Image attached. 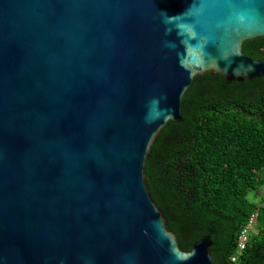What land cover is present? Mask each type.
<instances>
[{
	"label": "water",
	"instance_id": "1",
	"mask_svg": "<svg viewBox=\"0 0 264 264\" xmlns=\"http://www.w3.org/2000/svg\"><path fill=\"white\" fill-rule=\"evenodd\" d=\"M255 38L264 0H0V264H213L144 166L195 77L264 76Z\"/></svg>",
	"mask_w": 264,
	"mask_h": 264
},
{
	"label": "trees",
	"instance_id": "2",
	"mask_svg": "<svg viewBox=\"0 0 264 264\" xmlns=\"http://www.w3.org/2000/svg\"><path fill=\"white\" fill-rule=\"evenodd\" d=\"M254 59L264 38L242 44ZM180 122L168 121L145 161V184L179 248L211 238L213 264L264 260V76L228 82L216 73L195 77L181 100ZM260 193L258 194V192ZM255 227L232 263L237 235Z\"/></svg>",
	"mask_w": 264,
	"mask_h": 264
},
{
	"label": "built area",
	"instance_id": "3",
	"mask_svg": "<svg viewBox=\"0 0 264 264\" xmlns=\"http://www.w3.org/2000/svg\"><path fill=\"white\" fill-rule=\"evenodd\" d=\"M263 205H264V200H263ZM254 227H255V216L251 215L242 225L237 235L236 251L233 255L230 256V261L232 263L236 262L239 259V255L241 254L242 250L245 248L250 233L254 231Z\"/></svg>",
	"mask_w": 264,
	"mask_h": 264
},
{
	"label": "rangeland",
	"instance_id": "4",
	"mask_svg": "<svg viewBox=\"0 0 264 264\" xmlns=\"http://www.w3.org/2000/svg\"><path fill=\"white\" fill-rule=\"evenodd\" d=\"M260 193V191L258 192V194Z\"/></svg>",
	"mask_w": 264,
	"mask_h": 264
}]
</instances>
